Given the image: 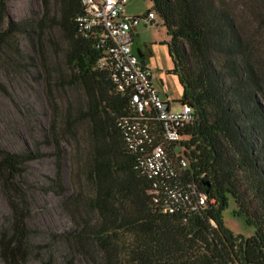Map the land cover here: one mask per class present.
Segmentation results:
<instances>
[{"label": "trees", "instance_id": "1", "mask_svg": "<svg viewBox=\"0 0 264 264\" xmlns=\"http://www.w3.org/2000/svg\"><path fill=\"white\" fill-rule=\"evenodd\" d=\"M8 1L0 0V22ZM43 1L49 14V0ZM57 1L68 62L98 85L86 114L93 141L87 165L94 183L89 204L99 216L90 234L103 264H264V107L256 98L264 89L257 67L264 59V0H150L169 37L168 73L182 88L180 104L193 112L167 151L172 171L157 195L116 125L130 111L129 94L97 68L102 50L96 39L78 34L80 0ZM24 30L10 23L0 30V45L3 36ZM33 159L0 148V186L11 211L0 231L3 264H25L32 255L30 208L19 178ZM166 188L180 195L173 212L163 210ZM199 194L206 196L203 205ZM230 198L233 214L254 228L253 236L224 225Z\"/></svg>", "mask_w": 264, "mask_h": 264}, {"label": "rangeland", "instance_id": "2", "mask_svg": "<svg viewBox=\"0 0 264 264\" xmlns=\"http://www.w3.org/2000/svg\"><path fill=\"white\" fill-rule=\"evenodd\" d=\"M46 8L43 0H9L0 22L2 32L10 23L25 27L3 36L0 45V148L35 157L19 178L30 208L29 242L34 246L25 264H103L90 234L99 216L89 204L94 183L87 165L93 141L86 114L98 85L82 79L68 62L70 45L59 26L58 1H48L49 14ZM150 8V0H129L123 14L141 16ZM136 34L134 48L147 56L153 87L179 110L182 88L168 73L173 64L161 20L155 15L153 27L141 23ZM257 67L264 75V59ZM256 98L264 107V89ZM235 209L230 198L222 212L224 225L236 235L253 236L254 228L234 215ZM10 214L0 186V231ZM81 232L83 237L75 239Z\"/></svg>", "mask_w": 264, "mask_h": 264}, {"label": "built area", "instance_id": "3", "mask_svg": "<svg viewBox=\"0 0 264 264\" xmlns=\"http://www.w3.org/2000/svg\"><path fill=\"white\" fill-rule=\"evenodd\" d=\"M128 1L80 0L82 10L76 18L77 32L83 38L96 39L95 48L102 50L97 68L108 73L118 92L129 94L130 111L116 125L127 149L136 155V168L153 181L157 195L162 179L172 171L167 151L181 139L179 129L192 120L193 112L190 106L182 104L179 110H173L153 87L151 71L135 54L132 44L133 30L141 23L146 29L152 28L155 13L149 9L141 16H125ZM180 163L186 167L184 160ZM179 196L166 188L163 210L173 212ZM205 200V194L197 196L198 205H203Z\"/></svg>", "mask_w": 264, "mask_h": 264}, {"label": "crops", "instance_id": "4", "mask_svg": "<svg viewBox=\"0 0 264 264\" xmlns=\"http://www.w3.org/2000/svg\"><path fill=\"white\" fill-rule=\"evenodd\" d=\"M138 28V27H137ZM137 28L133 30V44H132V47H134V38L135 36L137 35ZM137 49V51H140V54H141V58H139L141 60V62L143 63V65H145L147 68H148V65H147V56L146 54L142 53V50L139 48V47H135ZM169 103V101H166ZM171 106V105H170Z\"/></svg>", "mask_w": 264, "mask_h": 264}, {"label": "flooded vegetation", "instance_id": "5", "mask_svg": "<svg viewBox=\"0 0 264 264\" xmlns=\"http://www.w3.org/2000/svg\"><path fill=\"white\" fill-rule=\"evenodd\" d=\"M133 48V51L135 52V54L138 56V53H137V49L132 47Z\"/></svg>", "mask_w": 264, "mask_h": 264}, {"label": "water", "instance_id": "6", "mask_svg": "<svg viewBox=\"0 0 264 264\" xmlns=\"http://www.w3.org/2000/svg\"><path fill=\"white\" fill-rule=\"evenodd\" d=\"M137 53H138V57H139V58H141V54H140V51H137Z\"/></svg>", "mask_w": 264, "mask_h": 264}]
</instances>
